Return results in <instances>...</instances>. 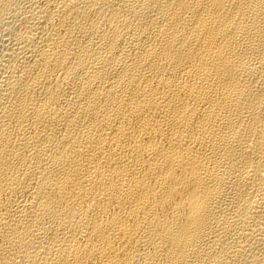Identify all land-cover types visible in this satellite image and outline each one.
Returning <instances> with one entry per match:
<instances>
[{
	"label": "bare ground",
	"instance_id": "bare-ground-1",
	"mask_svg": "<svg viewBox=\"0 0 264 264\" xmlns=\"http://www.w3.org/2000/svg\"><path fill=\"white\" fill-rule=\"evenodd\" d=\"M0 264H264V0H0Z\"/></svg>",
	"mask_w": 264,
	"mask_h": 264
}]
</instances>
